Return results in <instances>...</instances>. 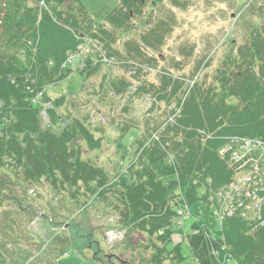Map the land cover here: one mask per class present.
Here are the masks:
<instances>
[{
    "label": "trees",
    "instance_id": "trees-1",
    "mask_svg": "<svg viewBox=\"0 0 264 264\" xmlns=\"http://www.w3.org/2000/svg\"><path fill=\"white\" fill-rule=\"evenodd\" d=\"M147 1L118 0L106 22H99L82 0H0V214L2 207L9 211L16 204L22 210L30 207L25 203L26 184L46 182L53 190H69L72 196L92 194L94 200L101 190L99 196L109 199L107 206L115 211L116 226L125 233L120 254L129 256L123 261L108 254L104 260L105 250L93 239V259L101 264H116L115 258L126 264H185L184 241L198 264H223L228 259L236 264H264V227L254 230L238 216L227 217L219 225L209 200L216 203L213 190L233 178V169L218 152L227 137L264 141V9L257 14L262 21L250 23L245 41L233 43L213 72L205 70L211 63V57H205L191 74L160 69V83L144 81L141 90L158 91L159 100L165 102L176 100L180 111L173 126L154 128L157 136L135 131L136 137H126L122 127L124 155L130 142L140 154L125 175L116 174L117 180L83 157L103 144L87 126L86 116L62 124L57 108L66 95L52 100L47 93L49 86L70 75L66 63L83 41L81 36L102 42L111 36L106 23L129 31L127 20L132 13H141ZM169 31L162 22L139 40L125 43V53L134 54L124 58L156 66L157 58L143 46L159 49ZM114 49L110 45L108 54H117ZM141 72L142 66L137 67V73ZM82 74L85 77L86 72ZM112 84L122 92L128 82ZM42 91L41 102L53 101L50 124L41 114L43 104L37 101ZM17 185L26 192L23 197ZM186 200L200 215L191 224L194 234L175 230L178 206ZM174 234H182L181 241H174ZM13 254L15 264L20 259Z\"/></svg>",
    "mask_w": 264,
    "mask_h": 264
},
{
    "label": "rangeland",
    "instance_id": "rangeland-1",
    "mask_svg": "<svg viewBox=\"0 0 264 264\" xmlns=\"http://www.w3.org/2000/svg\"><path fill=\"white\" fill-rule=\"evenodd\" d=\"M82 1L95 20L104 22L118 0ZM176 1L148 0L141 13H132L127 20L131 25L129 31H121L115 25L106 23L111 36L99 41V47L87 42L84 46L88 44L90 52L73 56L69 64L73 67V74L48 87L47 93L52 100L66 95V103L58 111L68 119L86 116L87 126L97 139H102L103 144L89 150L83 157L104 168L116 180V174L126 173L129 165L138 158L132 147H128L124 155L120 144L123 128L126 129V137L134 134V131L127 133L131 130L129 124L139 126V134L149 131L154 135L158 133L155 127L161 126L159 130H162L173 126L180 111L176 100L172 103L159 100L161 95L158 91L141 90L145 84L143 80L137 82L133 76H126L133 75L126 63L136 59L124 58L134 54L130 51L125 53V43L139 40L143 33L164 22L165 30L170 31L160 48L154 50L143 46L158 62L145 75L149 82L158 84L161 80L159 72L153 69L188 75L205 57H211L210 66L205 68L211 73L224 60L233 43L240 45L245 41L250 23L262 21L257 14L264 9V0ZM110 45L116 47L117 54H108L112 52L107 51ZM177 62H180V67ZM147 65L141 63L140 67ZM83 71L86 72L85 77L81 73ZM113 81L120 85L129 81V84L125 90L117 92ZM46 102L48 104L39 103L42 107L50 105L49 101ZM41 114L44 116L45 113ZM26 186V195L19 190V185L16 188L22 197L26 196L29 202L25 203H29L30 207L25 206L22 210L23 206L16 204V207L13 206L15 210L10 211L2 207L0 264H13V253L20 259L15 264H101L93 259L96 251L95 245L90 246L93 239L105 250L102 254L104 260L108 254H116L123 261L129 259L128 254H120L125 246L122 245L125 233L116 226L115 211L107 206L109 199L99 196L101 190L95 194L94 200L92 194L72 196L69 190H53L46 182ZM178 207L184 214H196L193 207ZM193 221V218H185L182 223L186 234L192 232ZM181 236L178 234L175 240L180 241ZM182 247L186 255L185 264H198L187 241ZM61 248H64L62 255L59 252ZM115 261L116 264H126L117 258Z\"/></svg>",
    "mask_w": 264,
    "mask_h": 264
},
{
    "label": "bare ground",
    "instance_id": "bare-ground-1",
    "mask_svg": "<svg viewBox=\"0 0 264 264\" xmlns=\"http://www.w3.org/2000/svg\"><path fill=\"white\" fill-rule=\"evenodd\" d=\"M127 67L129 68V69H131L134 73H135V71H136V68L137 67H139L140 65H141V62H139V61H136V60H133V61H128L127 63ZM130 76V75H129ZM62 95H60V97H61ZM57 98H59V97H57ZM57 98H55V99H57ZM50 102V105H46L45 107H42V111L41 112H43V113H45V122L46 123H48V124H50L51 123V120H50V116H49V113H48V111H49V109H53L52 107H53V101H49ZM65 101L63 102V105H65ZM44 104H48V102H45V103H43V105ZM63 105H61V106H63ZM60 106V107H61ZM57 110H58V108H57ZM179 110H180V108H179ZM58 113L60 114V116H61V123L62 124H68L69 123V119L67 118V116L66 115H64L63 113H61V112H59L58 111ZM75 117H77V116H75ZM131 131H134V134L136 135V133H135V131H138V129H135V128H131V130H129V132H127V133H130ZM138 135V134H137ZM136 135V136H137ZM132 148H135V147H132ZM135 150H137L136 148H135ZM139 154H140V152H138L137 153V155L139 156ZM214 192H220V190L218 189V188H215V190H213ZM186 205L187 206H192L187 200H186ZM224 215V214H223ZM219 225H221V223H218ZM178 229V227L175 229V230H177ZM199 230H195V232H198ZM191 234H194V231L192 230V232H191ZM113 237V236H112ZM177 237V235L176 234H174L173 235V239H174V241H175V238ZM223 247H227V245L225 244V242H224V245H223ZM230 263H232V264H236L235 262H234V260L233 259H228L226 262H224L223 264H230Z\"/></svg>",
    "mask_w": 264,
    "mask_h": 264
},
{
    "label": "built area",
    "instance_id": "built-area-1",
    "mask_svg": "<svg viewBox=\"0 0 264 264\" xmlns=\"http://www.w3.org/2000/svg\"><path fill=\"white\" fill-rule=\"evenodd\" d=\"M244 156H246V154H244ZM247 184H248L247 181H242L241 183L235 184L233 188L239 190V192H242V190L247 188ZM260 190H263V188H255V190H250L248 191V195L252 199H255V200L259 199V201H261L262 198H260L259 196ZM230 197H232V195ZM259 205L260 204H257L256 207H258Z\"/></svg>",
    "mask_w": 264,
    "mask_h": 264
}]
</instances>
